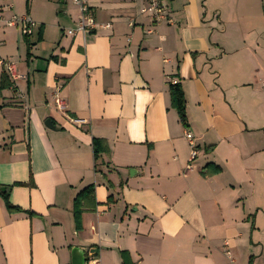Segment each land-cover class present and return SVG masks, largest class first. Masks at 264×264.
Masks as SVG:
<instances>
[{"label":"crops","instance_id":"crops-1","mask_svg":"<svg viewBox=\"0 0 264 264\" xmlns=\"http://www.w3.org/2000/svg\"><path fill=\"white\" fill-rule=\"evenodd\" d=\"M163 1L172 23L147 0H85L98 26L70 35L73 0H0L37 22L0 29L18 74L0 69V185L22 209L0 198V264H71L74 248L96 264H264V0Z\"/></svg>","mask_w":264,"mask_h":264},{"label":"built area","instance_id":"built-area-1","mask_svg":"<svg viewBox=\"0 0 264 264\" xmlns=\"http://www.w3.org/2000/svg\"><path fill=\"white\" fill-rule=\"evenodd\" d=\"M76 4L80 6L81 16L78 20L77 26L74 29H69L68 33L70 35H75L77 32H88L97 28V22L95 18L89 13V8L86 5L85 0H73ZM142 13L149 14L153 23L160 24L162 22H170L173 20L169 16V9L163 0H147V5L142 9ZM18 27L24 36H31L37 27V22L34 21L29 15H13L6 18L0 13V29L3 27ZM105 27H110V24H106ZM0 69L7 72L13 79L18 77L16 64L11 59L0 57ZM55 105L58 110L65 111L67 106L64 99L59 93L55 95ZM185 136L189 141L191 147L189 161L185 167L184 174H187L194 168V161L199 155V146L196 142L195 136L190 128L187 127L185 131ZM227 254L231 255V250L229 244L226 245ZM87 264H96L97 256L93 252L88 253Z\"/></svg>","mask_w":264,"mask_h":264},{"label":"trees","instance_id":"trees-1","mask_svg":"<svg viewBox=\"0 0 264 264\" xmlns=\"http://www.w3.org/2000/svg\"><path fill=\"white\" fill-rule=\"evenodd\" d=\"M29 6V0H27V7ZM28 37V36H26ZM30 37V36H29ZM170 94H171V100H172V105L178 110L179 115L181 117V120L183 121L185 126H188L187 124V116H186V98H185V93L183 90V87L180 83H173L170 84ZM103 140L94 139V154H95V161L98 160L99 155L101 152L106 151V145ZM95 165V169H96ZM218 171V169H216ZM20 184V183H19ZM33 183L31 182L29 185H32ZM12 185H0V198L5 201V205L7 209L11 212L15 211H21L22 209L20 207H17L13 205L10 200V191L12 189ZM93 204L94 206L96 205L95 201V188L93 185H90L83 189L81 192H79L75 199H74V206H73V214H74V219H75V224L76 228L78 230L81 229L82 224H81V219H82V213H83V208L85 204ZM32 215L33 213L30 212ZM95 255L98 257V251L95 253ZM126 254L123 252V258H126ZM85 258L86 262L88 261L89 257L88 254L85 253Z\"/></svg>","mask_w":264,"mask_h":264},{"label":"water","instance_id":"water-1","mask_svg":"<svg viewBox=\"0 0 264 264\" xmlns=\"http://www.w3.org/2000/svg\"><path fill=\"white\" fill-rule=\"evenodd\" d=\"M46 124L48 127L53 128L51 120H47ZM71 264H87L85 258V251L80 248H74L72 252V262Z\"/></svg>","mask_w":264,"mask_h":264},{"label":"rangeland","instance_id":"rangeland-1","mask_svg":"<svg viewBox=\"0 0 264 264\" xmlns=\"http://www.w3.org/2000/svg\"><path fill=\"white\" fill-rule=\"evenodd\" d=\"M58 4H59V5H63V3H62V2H59Z\"/></svg>","mask_w":264,"mask_h":264}]
</instances>
